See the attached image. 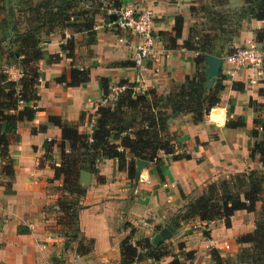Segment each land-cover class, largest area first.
<instances>
[{"label": "crops", "instance_id": "obj_1", "mask_svg": "<svg viewBox=\"0 0 264 264\" xmlns=\"http://www.w3.org/2000/svg\"><path fill=\"white\" fill-rule=\"evenodd\" d=\"M119 2L135 13L152 16L156 42L152 54L137 66L131 59L133 35L121 32L101 13L92 18L90 29L77 31L58 26L60 0H0V65L6 64L7 53L24 50L20 46L24 38L36 40L35 49L41 52L35 63L40 80L34 87L37 111L29 122L14 124L10 131V174L3 173L0 159V264H120L119 244L126 237L131 244L146 238L167 251L154 261L145 258V250L138 247L140 258L132 264H169L173 259L183 264H248L243 251L250 246L237 239L256 229L258 207L249 213L235 211L227 226L222 220L185 221L182 216L206 185L260 169L257 158L248 156L256 141L251 131L257 113L249 102L264 103V65L255 75L251 69L234 70L222 58L251 43L260 47L254 31L264 28V21L243 13L244 0ZM69 6L68 12L91 8L88 4ZM220 13L226 19L215 21ZM176 17L182 21L180 37L169 48L159 33L170 31ZM48 18L52 20L47 22ZM218 24L224 33L218 31ZM202 36H209L214 52L204 56L221 60L210 88L220 87L218 103L197 123L192 122L191 114L180 112L167 120L177 153L187 154L189 159L172 161L162 153L157 154V163L134 159V177L130 178L126 170L117 169L115 159L98 158L92 166L83 164L84 181L78 173L83 194L66 195L61 190V176L51 169L60 164V130L48 120L57 117L75 123L78 133L89 138L96 118L91 110L105 102L101 80L107 84L109 100L112 90L125 83L135 84L136 91L153 90L162 97L186 89L185 78H192L196 69L205 76L206 63L196 66L194 59L203 51L186 50L182 43ZM70 69L89 70L88 81L77 87L56 81ZM132 121L139 124L137 114ZM234 122L242 126H228ZM63 147L67 152V143ZM125 157L132 158L128 153ZM137 161L143 162L138 171ZM62 201L76 207L72 225L60 211ZM163 229L169 235L154 244V237ZM82 239L91 240L85 255L76 252ZM188 252L192 259L184 261Z\"/></svg>", "mask_w": 264, "mask_h": 264}, {"label": "trees", "instance_id": "obj_2", "mask_svg": "<svg viewBox=\"0 0 264 264\" xmlns=\"http://www.w3.org/2000/svg\"><path fill=\"white\" fill-rule=\"evenodd\" d=\"M60 1L63 6L57 17L58 26H69L77 31L81 28L88 30L91 28L92 18L97 13H101L98 0ZM110 1L115 8L121 6L119 0ZM69 4H88L92 9L68 12ZM243 8L245 15L252 16L256 21H264L263 0H244ZM216 15L215 21L226 19L221 13ZM70 17H73V20H70ZM103 17L107 18L104 15ZM75 19L82 20V23H75ZM51 20L48 18L47 22ZM181 24V18L176 17L170 31L159 33L166 47H175V41L180 37ZM218 31L225 32L220 24H218ZM254 41L264 45V28L254 31ZM210 44L209 36H202L201 40L196 38L193 41L192 38H188L183 41L182 46L186 50L201 49L203 51V54L194 59L198 66L204 62L205 54L214 53ZM20 46L24 50H20L18 54L7 53L5 55L6 64L4 66L14 64H7L8 60L17 62L13 66L21 70L22 77L14 83L7 81L5 76L0 74V159L5 175L12 172L7 154L10 131L14 124L29 122L37 111L35 107L37 96L34 87L38 71L35 63L41 58V52L35 49L36 40L34 39L24 38L20 41ZM262 51L264 52V48ZM88 78L89 70L70 69L66 75L59 76L56 81L64 83L67 87H77L87 82ZM204 82V73L196 69L192 78H185V83L188 85L186 89L180 88L179 91L170 92L165 97L157 95L153 90L136 91L135 84L125 83L123 85L126 88L109 100L107 84L101 80L100 89L105 102L96 109L94 127L89 138L85 134L78 133L77 124L60 120L57 117L50 118L48 122L60 130L61 143L57 146L60 164L51 169L61 176V190L66 195L81 196L83 188L78 184V173L85 162L92 166L94 160L98 158L115 159L117 169L126 170L130 178L134 177V159L157 163L158 153L170 156L172 161L189 159V155L177 153L174 136L168 132L167 120L175 112L191 114L194 123L202 120L204 115L218 103L220 90L217 86L206 90ZM16 85L19 88L20 100L23 102L20 109L13 98ZM232 87L235 88V84ZM249 104L257 113L258 108H264V103L257 104L250 101ZM257 113L253 121L254 128L251 131V136L256 141L249 150L248 156L250 159L257 158L260 169L235 174L226 182L206 185L202 194L187 204L186 212L182 216L185 221L194 218H198L201 222L222 220L227 226L229 218L235 211L249 213L254 212L258 207V216L262 218L260 222L257 221L256 229L237 239L238 243L250 246L249 253L244 254L248 264H264V120L259 119ZM135 114L139 117V124L132 121ZM228 126L241 127L242 124L234 122L228 123ZM64 143L68 145L67 152L63 147ZM126 153L132 158L127 160ZM69 203L71 202H60V211L64 213V217L70 215V208L74 207V204ZM90 246L91 240L82 239L78 242L76 252L85 255L89 252ZM138 247L145 250V258L154 261L167 254V251L160 249L159 244L152 245L146 238H141L131 244L129 237H126L119 244L120 264H132L134 260L140 258V254L137 253ZM191 259L192 252L184 254V261ZM169 264L183 263L173 259Z\"/></svg>", "mask_w": 264, "mask_h": 264}, {"label": "built area", "instance_id": "obj_3", "mask_svg": "<svg viewBox=\"0 0 264 264\" xmlns=\"http://www.w3.org/2000/svg\"><path fill=\"white\" fill-rule=\"evenodd\" d=\"M100 7L99 10L102 15L109 19V22L114 23L115 27L121 32H129L133 35L135 41L130 46L132 50L131 59L133 63L137 66L152 54L154 43L156 38L152 33V16L149 12L135 13L132 8L127 6H120L119 8L113 7L112 1L110 0H98ZM111 15L114 19H111ZM118 42H122L118 39ZM125 43V42H124ZM223 61L231 65V67L236 70L239 68L251 69L254 71L255 75H259L263 65H264V52L256 44H248L244 47L236 48L224 56ZM2 74L5 76L7 81L17 83L22 77V72L19 68L13 65H5L2 67ZM39 78L36 82H39ZM253 83V81H251ZM126 88L125 85L118 86L112 90L114 97L116 94L120 93ZM18 86L14 87L13 98L16 100L17 107H22L23 102L20 100V95L18 94ZM96 108H92L91 113H96ZM140 225L146 226L144 221H140Z\"/></svg>", "mask_w": 264, "mask_h": 264}, {"label": "water", "instance_id": "obj_4", "mask_svg": "<svg viewBox=\"0 0 264 264\" xmlns=\"http://www.w3.org/2000/svg\"><path fill=\"white\" fill-rule=\"evenodd\" d=\"M264 1V0H263ZM111 19H114V16H110ZM204 62L206 63V74H205V87L207 89H210L213 82L216 80L217 75H218V70L221 64V60L218 57L206 55L204 56ZM143 162L142 161H137L136 162V170L138 171ZM87 174L83 171L79 172V179L80 180H85V177ZM135 177H137V173L135 174ZM169 235V232L165 229L161 230L157 236L154 237L153 243L157 244L161 239L167 237Z\"/></svg>", "mask_w": 264, "mask_h": 264}, {"label": "rangeland", "instance_id": "obj_5", "mask_svg": "<svg viewBox=\"0 0 264 264\" xmlns=\"http://www.w3.org/2000/svg\"><path fill=\"white\" fill-rule=\"evenodd\" d=\"M207 0H205V2H206ZM209 12H211V11H209ZM211 14V13H210ZM212 15V14H211ZM213 15H212V19H213ZM217 16H215V18H216ZM103 18V17H102ZM103 21L105 22V19L103 18ZM259 48H261V50L264 48V45H262V46H260ZM1 63V62H0ZM0 74L1 75H3L2 74V66L0 65ZM257 116H258V118L259 119H263L264 120V108H258V113H257ZM246 172V171H245ZM70 215H67L66 217H68V220H67V223H69V224H74V217H75V214L73 213L72 214V212H76V207H71L70 208ZM261 218L262 217H260V216H257V218H256V221H255V223H257V221L258 222H260V220H261ZM244 252V254H248L249 252H248V249H245V251H243Z\"/></svg>", "mask_w": 264, "mask_h": 264}]
</instances>
